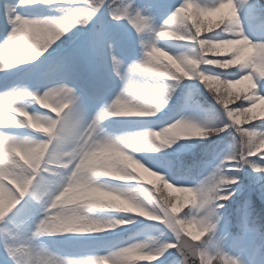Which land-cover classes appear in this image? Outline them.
I'll list each match as a JSON object with an SVG mask.
<instances>
[{
    "label": "clouds",
    "instance_id": "9594fccd",
    "mask_svg": "<svg viewBox=\"0 0 264 264\" xmlns=\"http://www.w3.org/2000/svg\"><path fill=\"white\" fill-rule=\"evenodd\" d=\"M248 4V0H240ZM42 6L55 15L24 16ZM264 8V0H257ZM135 0L5 3L0 73L40 70L0 89V251L7 264H248L226 250L222 210L247 169L264 178V36L250 34L237 0H177L157 22ZM101 11L126 21L136 54L108 48L111 94L53 80L42 58ZM209 111L165 116L179 89ZM221 137L204 174L172 162L182 141ZM62 245L74 246L71 251Z\"/></svg>",
    "mask_w": 264,
    "mask_h": 264
},
{
    "label": "rangeland",
    "instance_id": "374dc122",
    "mask_svg": "<svg viewBox=\"0 0 264 264\" xmlns=\"http://www.w3.org/2000/svg\"><path fill=\"white\" fill-rule=\"evenodd\" d=\"M177 0H135V3L137 5H144V4H152L154 5V11L156 14L157 22H160L163 15L166 14L168 10V6L171 4L176 3ZM5 3L9 4H15V0H0V39H3L4 34L7 31V25L4 21V5ZM238 3V15L242 22L244 23V26L249 31L250 34H253L255 36H264V27L259 23H250L253 20H255L256 16L251 13L250 7H251V0H248V4H242L240 3V0H237ZM18 12L21 13V15L24 16H41V15H55V12H49L48 9L42 7V6H36L31 8H23V9H17ZM106 17L108 18L107 11L105 12ZM109 19V18H108ZM108 21V20H107ZM102 26L94 35L91 37V42L88 47H84L83 42H80V39H78V42L74 44V46L70 47L68 50L69 60L71 62V65H67L61 62L57 58H50V57H43V67L48 69L49 77L53 80L58 79H67L71 82L78 84L79 83V77L82 75H79V72L74 71L75 68L80 67V65H83L86 63L90 64L94 67L95 71V78L99 81V83H92V80L88 82V86L93 85L95 87L96 91L99 93V95L102 94V90H107L105 95H101L98 97L102 98L99 99V101L96 103H93L90 105V107H96L98 106L99 102H102L103 100H106L108 96L111 94V80L109 79L108 75V48L107 45L111 43L113 45V52L114 54L124 58V59H131L136 54V42H135V34L131 27L127 24L126 21H120V22H113L115 25L117 24V27H111L108 22H101ZM83 40V39H81ZM58 45V44H57ZM58 46H53V49H56ZM51 50V49H50ZM73 53V54H72ZM68 60V62H69ZM49 69H52V71H49ZM72 70L74 73L72 74ZM20 75L18 77L24 78V79H30L32 81H37L39 77L40 70H28L26 68H21L18 70H14L12 73L5 76L4 74L0 73V87L1 85H5L4 87L8 86L11 82H8L9 79H12L17 74ZM16 80V79H15ZM4 87L0 88L3 89ZM91 87V86H90ZM179 91L177 92V94ZM176 94V96H177ZM175 96V97H176ZM173 98V100L175 99ZM190 93L185 92L182 96L179 107L174 110L172 109V102L169 107V109L166 111L165 116L172 115V111L174 110V113L178 110H184L187 112H190L193 115H199L197 108L193 105H190ZM184 144V150L191 149L192 146L189 143H193L194 141H182ZM216 161V160H215ZM215 161L211 162L207 167L205 172H207L211 166L215 163ZM227 228V225H226ZM254 233L255 230L253 229ZM250 233V230H248ZM222 233V231H221ZM231 238V234L226 236V240H229ZM247 238L241 239L237 241V246L240 243L247 244ZM62 247L68 248L70 251L74 247L72 245H62ZM227 250V249H226ZM232 254H236L233 250H227ZM261 255L257 254L252 256L253 260L248 261L243 254L241 256L248 261V264H257L259 260L261 259ZM168 256V255H167ZM162 257L161 259H163ZM0 264H7L6 257L3 255L2 251H0Z\"/></svg>",
    "mask_w": 264,
    "mask_h": 264
},
{
    "label": "trees",
    "instance_id": "16d2710c",
    "mask_svg": "<svg viewBox=\"0 0 264 264\" xmlns=\"http://www.w3.org/2000/svg\"><path fill=\"white\" fill-rule=\"evenodd\" d=\"M250 8V10L258 16V22L264 25V13L261 11V7L257 6V0H251ZM94 22L96 23V21H93V23ZM95 23L92 27L96 25V28H99L98 24ZM91 25H89L88 29ZM96 28L95 30H97ZM84 30L85 29L79 28L73 29L67 37L58 42L59 47H56V49L77 38ZM186 89L188 88L184 87L179 89V93L175 99L172 100V103H174ZM189 93L192 104H199L209 111L210 101L206 96L199 92L194 93L190 91ZM190 145L192 146L191 149L184 150V144L180 142V145L174 146V150L169 151L173 153L172 159H174L173 163L175 166L180 168L183 172L194 176L198 166L200 168L208 160H212L217 154H221L220 151L226 148V141L221 137H214L209 140L194 141L190 143ZM233 174L237 175L239 178L238 183L233 186L236 189V194L230 198L229 201L222 202L225 204V208L230 212L233 229H238L242 224V212L245 207L248 211L247 219L251 225L259 222L264 224V178L251 174L247 169Z\"/></svg>",
    "mask_w": 264,
    "mask_h": 264
},
{
    "label": "snow or ice",
    "instance_id": "6c2138e0",
    "mask_svg": "<svg viewBox=\"0 0 264 264\" xmlns=\"http://www.w3.org/2000/svg\"><path fill=\"white\" fill-rule=\"evenodd\" d=\"M49 71H52V69H49ZM169 256H172V254L170 253ZM161 264H169V257H165V260Z\"/></svg>",
    "mask_w": 264,
    "mask_h": 264
},
{
    "label": "water",
    "instance_id": "95a60500",
    "mask_svg": "<svg viewBox=\"0 0 264 264\" xmlns=\"http://www.w3.org/2000/svg\"><path fill=\"white\" fill-rule=\"evenodd\" d=\"M171 253L175 255V250H171Z\"/></svg>",
    "mask_w": 264,
    "mask_h": 264
}]
</instances>
